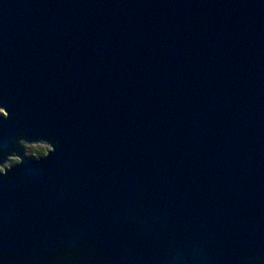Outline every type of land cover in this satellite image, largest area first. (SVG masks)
Returning <instances> with one entry per match:
<instances>
[{
	"label": "water",
	"instance_id": "water-1",
	"mask_svg": "<svg viewBox=\"0 0 264 264\" xmlns=\"http://www.w3.org/2000/svg\"><path fill=\"white\" fill-rule=\"evenodd\" d=\"M0 167V264H264V0H0Z\"/></svg>",
	"mask_w": 264,
	"mask_h": 264
},
{
	"label": "clouds",
	"instance_id": "clouds-1",
	"mask_svg": "<svg viewBox=\"0 0 264 264\" xmlns=\"http://www.w3.org/2000/svg\"><path fill=\"white\" fill-rule=\"evenodd\" d=\"M23 140H28V139H25V138H18V140L14 142V147H15V149H17V150H19V151H22L24 157L29 158V159H35V158H33V157H31V156L29 155L28 150H27V146H25V145H23V144L21 143ZM28 141H29V140H28ZM34 142H35V140L30 141V145H33ZM54 152H55V149L53 150V153H54ZM53 153H52V154H53ZM9 155H18V154H16V152L13 151V150H6V152H5V157L7 158ZM18 156H20V155H18ZM20 157H21V156H20ZM47 158H49V157H48V156H44V157L41 158V159H47ZM22 164H23V159H22V157H21V159H20L19 161H17V160H13V161H12V165H13V167L20 166V165H22ZM0 169H2V168H0ZM10 170H11V169H8V170H4V169H2V171H0V175H6L7 172L10 171Z\"/></svg>",
	"mask_w": 264,
	"mask_h": 264
},
{
	"label": "rangeland",
	"instance_id": "rangeland-1",
	"mask_svg": "<svg viewBox=\"0 0 264 264\" xmlns=\"http://www.w3.org/2000/svg\"><path fill=\"white\" fill-rule=\"evenodd\" d=\"M22 144L27 146L28 153L33 158L38 157V156H42L41 155V152H42L41 148H43V151H44L43 153H45V151L48 150L47 149L48 146L43 145V144H33V145L26 144V143H22ZM13 160H17V158L14 156L8 157L7 161L2 165V167L8 168L10 165H12Z\"/></svg>",
	"mask_w": 264,
	"mask_h": 264
},
{
	"label": "trees",
	"instance_id": "trees-1",
	"mask_svg": "<svg viewBox=\"0 0 264 264\" xmlns=\"http://www.w3.org/2000/svg\"><path fill=\"white\" fill-rule=\"evenodd\" d=\"M41 150H42L41 155H43V154H44V153H43V152H44V151H43V148H41Z\"/></svg>",
	"mask_w": 264,
	"mask_h": 264
},
{
	"label": "snow or ice",
	"instance_id": "snow-or-ice-1",
	"mask_svg": "<svg viewBox=\"0 0 264 264\" xmlns=\"http://www.w3.org/2000/svg\"><path fill=\"white\" fill-rule=\"evenodd\" d=\"M0 171H2V169H0Z\"/></svg>",
	"mask_w": 264,
	"mask_h": 264
}]
</instances>
